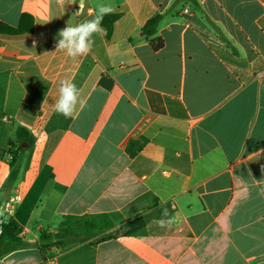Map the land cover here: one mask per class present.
Returning a JSON list of instances; mask_svg holds the SVG:
<instances>
[{
	"label": "crops",
	"instance_id": "0c3cea01",
	"mask_svg": "<svg viewBox=\"0 0 264 264\" xmlns=\"http://www.w3.org/2000/svg\"><path fill=\"white\" fill-rule=\"evenodd\" d=\"M101 3L116 10L92 52L55 51L67 22L92 19ZM80 5L0 0V210L21 195L9 218L24 242L0 264H264V0ZM156 14L157 51L142 33ZM65 78L86 100L71 118L53 108ZM19 127L33 147L17 142ZM165 209L175 223L161 228ZM104 215L145 225L39 250L40 234L68 216Z\"/></svg>",
	"mask_w": 264,
	"mask_h": 264
},
{
	"label": "trees",
	"instance_id": "16d2710c",
	"mask_svg": "<svg viewBox=\"0 0 264 264\" xmlns=\"http://www.w3.org/2000/svg\"><path fill=\"white\" fill-rule=\"evenodd\" d=\"M161 19L162 16L160 14H156L153 17H151L149 20H147V22L142 27L143 35L149 41L153 50L155 51L161 49L164 45L163 40L160 37L156 36L157 26L161 21ZM0 25H5V24L0 23ZM8 30L9 32L19 31V29H13V28H9ZM110 30L111 28L109 26L108 31L110 32ZM17 142L26 143L27 148H31L34 145L35 140L27 129L23 127H19L17 129ZM144 143H145L144 139L131 140L128 143L127 150L131 153V155H134L143 147ZM27 148H21L19 151L15 153L16 155L14 154L13 159L10 162L12 169L7 179L6 189L8 187H11L14 184V182L17 180L18 168L16 166V163H17L18 153L26 151ZM5 197L8 198V195H5ZM73 217L76 216H68L67 218H65V220H63L60 226L61 230L60 232H58L60 234L52 235L46 232H42L40 234L39 250L42 253H45L47 250H50L52 247H56L59 249H64L67 247V241H66L67 237L74 234L72 230V226L69 224L68 219ZM144 225H145V220L142 216H138L128 221L120 222L117 225V230L119 232L116 233V235L113 237H117L119 235L136 234L144 227ZM21 231L22 228L12 218H9L7 221H3L0 223V257L24 244L20 236ZM55 238L57 239L55 240ZM109 238H111V236H104L102 238H99L97 241H104Z\"/></svg>",
	"mask_w": 264,
	"mask_h": 264
},
{
	"label": "clouds",
	"instance_id": "9594fccd",
	"mask_svg": "<svg viewBox=\"0 0 264 264\" xmlns=\"http://www.w3.org/2000/svg\"><path fill=\"white\" fill-rule=\"evenodd\" d=\"M57 3L63 6L65 0H57ZM80 7H83L81 0ZM111 4H98L92 19L84 20L78 24L67 22L66 27L61 29L57 36L56 50L64 52L65 55L73 60L85 57L92 52L94 45V35L104 34V28L101 26L103 18L106 15L115 12ZM33 41V48L36 46ZM47 54V53H45ZM58 96L53 105L54 112L63 115L65 118H71L79 107L80 110L86 106V100L82 98L81 91L72 79L65 78L59 81ZM260 195L264 196V189H261ZM159 227L167 228L175 223L174 217H169L167 210L162 213V218L157 222Z\"/></svg>",
	"mask_w": 264,
	"mask_h": 264
},
{
	"label": "rangeland",
	"instance_id": "374dc122",
	"mask_svg": "<svg viewBox=\"0 0 264 264\" xmlns=\"http://www.w3.org/2000/svg\"><path fill=\"white\" fill-rule=\"evenodd\" d=\"M68 222L72 226L74 234L67 237V246L81 241H97L104 236L113 237L119 232L117 219L108 216L73 217L68 219Z\"/></svg>",
	"mask_w": 264,
	"mask_h": 264
},
{
	"label": "built area",
	"instance_id": "2783aa9c",
	"mask_svg": "<svg viewBox=\"0 0 264 264\" xmlns=\"http://www.w3.org/2000/svg\"><path fill=\"white\" fill-rule=\"evenodd\" d=\"M187 12V10H185ZM22 200L21 195H16L12 198H9L4 205L2 206L0 212L2 215V220L7 221L9 219V217L12 215L13 211H14V204L20 202Z\"/></svg>",
	"mask_w": 264,
	"mask_h": 264
},
{
	"label": "water",
	"instance_id": "95a60500",
	"mask_svg": "<svg viewBox=\"0 0 264 264\" xmlns=\"http://www.w3.org/2000/svg\"><path fill=\"white\" fill-rule=\"evenodd\" d=\"M9 193H10V189L7 190V194H9ZM3 205H4V204H3ZM1 222H3V220H2V215H1V212H0V223H1Z\"/></svg>",
	"mask_w": 264,
	"mask_h": 264
}]
</instances>
